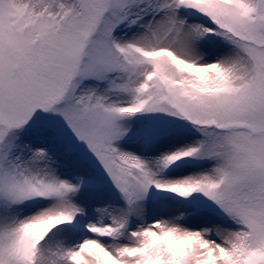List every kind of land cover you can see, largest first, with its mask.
Here are the masks:
<instances>
[{
	"label": "snow or ice",
	"instance_id": "6c2138e0",
	"mask_svg": "<svg viewBox=\"0 0 264 264\" xmlns=\"http://www.w3.org/2000/svg\"><path fill=\"white\" fill-rule=\"evenodd\" d=\"M0 264H264V0H0Z\"/></svg>",
	"mask_w": 264,
	"mask_h": 264
}]
</instances>
